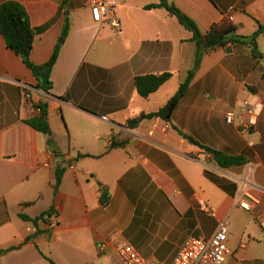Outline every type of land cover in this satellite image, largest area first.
Here are the masks:
<instances>
[{"label": "crops", "instance_id": "obj_1", "mask_svg": "<svg viewBox=\"0 0 264 264\" xmlns=\"http://www.w3.org/2000/svg\"><path fill=\"white\" fill-rule=\"evenodd\" d=\"M10 1L27 11L31 61L46 62L57 44L59 55L46 92L0 33V264H51L46 257L54 264H122L115 253L121 242L148 262L170 264L189 235L208 238L222 220L231 251L222 264H264V107L249 133L224 116L251 94L264 102V60L229 44L230 52H203L195 66L192 32L166 9L144 8L159 0H125L115 9L119 28L94 22L91 0ZM167 1L203 34L223 19L237 36L264 25V0ZM257 44L264 52V31ZM193 68L170 120L125 126L162 107ZM162 72L173 75L141 97L134 77ZM172 82L173 91L163 90ZM37 102L47 105L50 137L24 122L37 114ZM192 139L246 162L222 168ZM111 141L118 145L109 148ZM57 166L64 172L55 190ZM100 242L108 244L103 252Z\"/></svg>", "mask_w": 264, "mask_h": 264}, {"label": "trees", "instance_id": "obj_2", "mask_svg": "<svg viewBox=\"0 0 264 264\" xmlns=\"http://www.w3.org/2000/svg\"><path fill=\"white\" fill-rule=\"evenodd\" d=\"M145 9L164 8L171 15H174L179 23L186 29L192 32L191 41L196 45L195 50V66L203 52L213 50L216 47H226L227 52H230L229 44H240L247 49V51L254 57L264 60V52L259 51L257 44V37L264 31V25H260L258 30L249 36L235 35L236 26L229 20L223 19L219 23L213 24L204 34L201 33L196 24L185 14H183L173 4L167 0H159L157 3H152L144 6ZM71 26V20L67 13L63 23L62 36H66ZM0 33L5 41L6 46L18 55L24 65L31 71L32 75L37 80L36 88L50 92L53 88L51 73L59 55V44L56 45L51 57L42 64H35L30 59L31 50L33 47L34 31L29 22V17L26 9L18 2L5 1L0 4ZM194 68L190 70L181 82L176 92L168 99V101L159 109L148 113L141 112L135 117L129 118L125 122V126L129 128L136 127L142 120L159 117L164 120H170L173 110L183 98L188 90V87L194 76ZM171 72H162L159 74H145L136 75L134 77V85L137 93L141 97H147L151 93L157 91L166 81L172 77ZM262 77H264V67L262 69ZM34 110L38 109L37 114L24 120V122L47 136H51L52 131L46 119L47 105L45 103H34L32 105ZM198 144L206 151L211 153L213 162L222 167L227 168L232 165H241L246 162L241 155H230L226 152L215 150L210 147L199 144L196 140H191ZM118 144L111 141L109 148H114ZM122 145V144H121ZM120 145V146H121ZM88 156L87 154L78 155V157ZM64 172L63 166H57L55 170L54 189L56 190L60 184L61 177ZM102 206L109 203V194L103 190L100 196ZM51 210L45 211L30 221L36 223L37 220L43 219L50 214ZM26 219H29L26 217ZM3 252V251H0ZM46 257V256H45ZM51 264L54 262L46 257Z\"/></svg>", "mask_w": 264, "mask_h": 264}, {"label": "built area", "instance_id": "obj_3", "mask_svg": "<svg viewBox=\"0 0 264 264\" xmlns=\"http://www.w3.org/2000/svg\"><path fill=\"white\" fill-rule=\"evenodd\" d=\"M124 1L91 0L89 9L92 20L96 23L106 21L112 27L119 28V20L115 16V9ZM263 107V100L258 95L251 94L225 112V122L235 125L243 133H249L254 129ZM243 207L248 208L245 204H243ZM203 208L211 213L208 204H204ZM55 215L53 216L54 220L49 223V227H53L56 224L57 218ZM27 230L36 232L37 229L29 227ZM227 233V222L222 220L218 222L208 238L193 234L189 235L170 264H222L231 253L227 244ZM107 245L106 242H100L96 245V248L99 252H103ZM115 253L122 264H161L154 261L148 262L129 242L118 243L115 246Z\"/></svg>", "mask_w": 264, "mask_h": 264}, {"label": "rangeland", "instance_id": "obj_4", "mask_svg": "<svg viewBox=\"0 0 264 264\" xmlns=\"http://www.w3.org/2000/svg\"><path fill=\"white\" fill-rule=\"evenodd\" d=\"M175 87V85H174V83L172 82L170 85H167V87H164V89L163 90H166V91H171V89H172V91L174 90L173 88Z\"/></svg>", "mask_w": 264, "mask_h": 264}, {"label": "water", "instance_id": "obj_5", "mask_svg": "<svg viewBox=\"0 0 264 264\" xmlns=\"http://www.w3.org/2000/svg\"><path fill=\"white\" fill-rule=\"evenodd\" d=\"M59 42H62V40H60Z\"/></svg>", "mask_w": 264, "mask_h": 264}]
</instances>
